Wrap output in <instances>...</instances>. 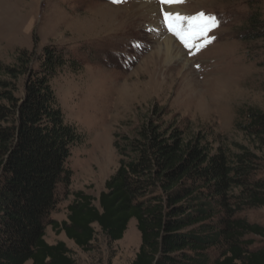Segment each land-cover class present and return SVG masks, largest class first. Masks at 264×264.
I'll list each match as a JSON object with an SVG mask.
<instances>
[{
	"label": "trees",
	"instance_id": "trees-1",
	"mask_svg": "<svg viewBox=\"0 0 264 264\" xmlns=\"http://www.w3.org/2000/svg\"><path fill=\"white\" fill-rule=\"evenodd\" d=\"M259 21L252 15L250 35L262 31ZM66 61L78 65L48 47L18 49L10 64L0 62V264H76L64 242L45 241L47 228L89 253L98 236L121 240L131 220L140 235L132 264H264V225L245 216L264 210V110L237 121L239 144L167 121L153 106L115 140L118 168L97 206L76 192L66 220L50 218L58 185L71 179V149L81 143L51 88Z\"/></svg>",
	"mask_w": 264,
	"mask_h": 264
},
{
	"label": "rangeland",
	"instance_id": "rangeland-1",
	"mask_svg": "<svg viewBox=\"0 0 264 264\" xmlns=\"http://www.w3.org/2000/svg\"><path fill=\"white\" fill-rule=\"evenodd\" d=\"M142 4H154L155 14L145 13ZM164 12H204L215 16L218 25L206 36L187 37L186 46L169 30ZM252 15L264 24V0H184L172 5L158 0H0L1 63L10 64L18 49L34 48L40 54L55 47L78 64L72 67L66 61L51 81L65 120L81 135L66 164L71 179L57 187L52 220H66L76 192L91 196L97 206L105 182L118 168L115 140L130 134L153 106L165 109L167 121L245 144L237 121L249 110H264V25L250 35ZM188 28L183 21L182 29ZM167 37L186 58L172 69L160 53ZM245 216L264 225L263 209ZM254 240V248L261 246ZM45 241L64 242L76 264H132L140 235L131 220L121 240L108 244L98 236L89 253L50 228Z\"/></svg>",
	"mask_w": 264,
	"mask_h": 264
},
{
	"label": "snow or ice",
	"instance_id": "snow-or-ice-1",
	"mask_svg": "<svg viewBox=\"0 0 264 264\" xmlns=\"http://www.w3.org/2000/svg\"><path fill=\"white\" fill-rule=\"evenodd\" d=\"M112 3H121L123 0H110ZM161 5H172L174 3H183L184 0H158ZM165 22L170 31L179 36L186 44L188 43L187 37L196 34L200 36H206L211 29L218 25V21L215 16L199 12L194 16H182L180 14H173L169 12L163 13ZM188 21L189 28L185 31L182 29V22ZM214 39V38H213ZM210 42V41H206Z\"/></svg>",
	"mask_w": 264,
	"mask_h": 264
},
{
	"label": "bare ground",
	"instance_id": "bare-ground-1",
	"mask_svg": "<svg viewBox=\"0 0 264 264\" xmlns=\"http://www.w3.org/2000/svg\"><path fill=\"white\" fill-rule=\"evenodd\" d=\"M142 5L146 9L145 13L152 11V13L155 14L156 11H155L154 4H152V5L151 4H142ZM159 46L161 48V51H160L161 57H163L164 61L169 66L168 67L169 69H172V67L175 66L177 63L180 64L181 62L186 60L184 51L177 44H175V42L172 40L171 37L165 38V40L163 42H161V44ZM171 61H175V63L170 64ZM157 62H159V59L157 60ZM186 62L188 63L189 60H187ZM217 68L219 69V67H217ZM224 89H226V88H224Z\"/></svg>",
	"mask_w": 264,
	"mask_h": 264
},
{
	"label": "crops",
	"instance_id": "crops-1",
	"mask_svg": "<svg viewBox=\"0 0 264 264\" xmlns=\"http://www.w3.org/2000/svg\"><path fill=\"white\" fill-rule=\"evenodd\" d=\"M67 246V245H66Z\"/></svg>",
	"mask_w": 264,
	"mask_h": 264
}]
</instances>
